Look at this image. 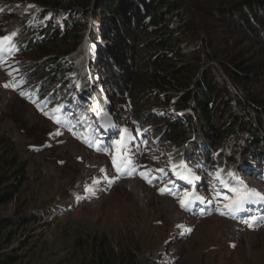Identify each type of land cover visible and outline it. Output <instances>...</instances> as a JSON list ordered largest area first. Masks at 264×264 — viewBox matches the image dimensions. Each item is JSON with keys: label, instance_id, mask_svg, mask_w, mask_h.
I'll return each mask as SVG.
<instances>
[{"label": "trees", "instance_id": "trees-1", "mask_svg": "<svg viewBox=\"0 0 264 264\" xmlns=\"http://www.w3.org/2000/svg\"><path fill=\"white\" fill-rule=\"evenodd\" d=\"M20 1L38 4L42 9L40 15L50 14L51 19L35 32L14 12L20 26H10L11 32L6 34L16 35L10 44L5 42L0 48V67L24 96L59 119L58 125L83 131L84 142L89 140L95 145L92 149L110 151L92 126L88 101L73 103L60 88L65 90L68 86L63 75L70 71L80 90L91 92L87 98L94 101L97 116L110 122L108 97L99 85L98 71L91 70L96 59L89 53L91 45L102 38L96 24H103V19L108 18L111 45L105 75L139 137L148 129L158 136L160 144L167 143L175 150L176 173L189 175L192 181L196 161L200 159L198 166L207 175L218 165V182H222V175L229 169H239L248 161L264 164V0ZM9 4L6 0L0 3V18L7 15L12 6ZM196 10L206 15L200 24L191 19ZM174 12H178L177 17L171 15ZM59 14L65 16L62 26L54 24ZM210 24L231 28L233 36H237L234 46L245 49L234 53L229 39L223 40L221 48L217 47L213 37L202 33ZM197 40L201 43L194 45ZM191 45L193 49L183 50ZM64 63H70L68 70L62 68ZM221 67L227 75L218 82L214 74ZM232 82L240 85L243 93H235ZM224 93L228 99L223 98ZM57 108L59 111H54ZM67 108L77 111L78 116L84 114L80 127L72 125ZM170 111L178 117L169 116ZM228 130H232L229 136ZM126 139L127 132L123 131L120 145L113 147L118 163L121 154L127 160L123 154ZM200 145H205L203 158L197 157ZM181 164L191 174L178 167ZM29 165L12 132H4L0 123V206L14 199L29 181ZM114 168L117 171L115 165ZM117 172L133 175L137 168L126 163ZM240 176L232 184L225 181L231 194L226 197H236L230 188L245 190L246 181L243 183ZM177 179L171 181L169 188L174 196L181 194L180 182L190 183L178 175ZM186 193L202 197L195 188ZM206 203L204 198L196 200L187 209ZM250 203L258 204L259 198L253 196L244 204ZM56 206L51 203L48 208L54 210ZM42 219L32 205L17 203L13 216L4 219L0 228V264H161L159 254L151 255L132 239L122 238L116 244L106 231L85 226L73 232L64 231L52 239L35 235L24 240L21 236L20 246H13L16 237ZM164 264L192 263L178 256L166 259Z\"/></svg>", "mask_w": 264, "mask_h": 264}, {"label": "rangeland", "instance_id": "rangeland-1", "mask_svg": "<svg viewBox=\"0 0 264 264\" xmlns=\"http://www.w3.org/2000/svg\"><path fill=\"white\" fill-rule=\"evenodd\" d=\"M6 1L12 6L8 7L7 15L0 18V34H10L12 25L15 28H17L15 25L20 26L15 22L17 17H14V12L25 19L28 29L34 27L35 32H38L46 26L49 15L41 16L42 9L38 4L20 0ZM177 13L171 15L177 17ZM63 16H58L55 22L63 25L65 17ZM74 16L82 18L79 14ZM191 19L200 24L206 19V15L203 11L196 10ZM107 20L108 18H105L103 24H96L102 38L99 43L91 45L89 53L96 59V65L91 70L98 71L99 85L103 88L106 98L108 97L109 104H113L108 106V110L114 120L115 130L111 129L113 127L111 125H105L104 129L102 118L95 113L94 101L87 98L91 92L80 90L70 71L63 75L68 86L66 85L65 90L60 88V91H65L66 97L71 98L73 103L78 100L88 101L90 121L98 126L108 145L114 143L115 139L119 140L120 128L127 129L125 130L127 146L123 149V154L136 166V175L132 177L118 175L113 165L116 151L111 148L108 152L100 153L88 147L83 139L85 135L83 131L60 126L51 115H45L47 111L24 96L7 76L4 68L0 67L1 127L4 132H12L23 157L30 163L31 174V178L23 184L15 198L10 202L4 201L0 206V228L4 225V219L13 216L17 203H20L32 205L35 211L42 214L43 219L30 226L23 235L16 237L14 247L20 246L21 236L24 240L35 235H44L46 239H52L59 237L58 235L64 231L73 232L78 227L85 226L106 231L116 244L122 238L132 239L150 251L151 255L159 254L161 264H164L166 259L170 261L178 256H183L192 264H264V218L246 209L255 207L252 205L241 208L240 211L242 217L246 215L256 217L257 222L253 227L245 223L247 220H236L232 217V211L225 208L229 200L223 201L226 199L225 195L229 194V189L223 182H218L217 176L220 177L221 169L217 164L207 175L202 167L198 166L199 159L195 165V180L190 183H179L182 195L174 196L168 191L171 181L178 180L173 168L175 150L167 143L160 144L158 136L155 137L148 129L144 130L142 138H145V141L141 142L134 133L128 112L118 104L114 88L105 75L106 49L110 50L111 45V41L108 40L111 34L106 27ZM202 33L213 37L215 45L219 48L222 47L224 39H229L234 53L245 49L234 46L233 42L237 36H233L229 27H216L215 24H210ZM39 35L37 34V37ZM195 43L194 45L200 44L201 40ZM194 45L183 50L193 49ZM62 68L68 70L70 63H64ZM217 71L214 77L219 80L218 82L221 78L225 80L227 71L222 67ZM60 80L62 82V77ZM63 83L64 81L61 84ZM6 84L9 86L5 87ZM232 86L235 93L237 91L243 93L239 89L240 85L232 82ZM225 95L226 93L222 94L223 98L228 99L224 97ZM67 111L72 125L80 127L82 120L85 119L84 114L78 116V112L71 108H67ZM168 115L172 118L178 117L172 111L168 112ZM57 132L60 135H55ZM231 133L232 130H228L226 135L229 136ZM260 134L263 136V132ZM199 147L197 157L203 158L202 150L205 149V145ZM212 156L216 157V154ZM245 166L248 169H245ZM262 168L264 164L248 161L239 169H229L222 177L232 184L242 175L240 177L243 183L246 181L243 188L246 186L249 190L264 194V179L260 175L264 171ZM161 169L163 171H160ZM140 173H147L151 183ZM229 173H234L235 178ZM133 183L142 191L138 192ZM89 187L93 189L92 192L87 191ZM194 187L198 193L205 195L206 200L213 202L208 213L201 215L197 212L198 207L192 210L181 207L179 198H183L184 194ZM161 189H166L163 194ZM218 193L223 195L220 196ZM51 203L57 205L54 210L48 208ZM208 205L200 204L199 208L206 209ZM258 209L264 215V204ZM221 212L226 214L221 215ZM59 214L63 216L57 217ZM178 225H182L183 228ZM184 229L191 231L187 232Z\"/></svg>", "mask_w": 264, "mask_h": 264}, {"label": "snow or ice", "instance_id": "snow-or-ice-1", "mask_svg": "<svg viewBox=\"0 0 264 264\" xmlns=\"http://www.w3.org/2000/svg\"><path fill=\"white\" fill-rule=\"evenodd\" d=\"M30 7H34V6H30ZM15 33H12L11 36H3L0 37V48L3 47V45L5 44V42H8L9 44L12 41V38L15 36ZM9 85H5V87H8ZM23 94V93H22ZM54 111H59V108L55 109ZM45 115H48V113H45ZM52 119L55 120V122L57 124L60 123V120L57 119L55 116L51 117ZM55 135H60L59 132L55 133ZM86 143L89 144L90 147L95 146L91 141L89 140H85ZM118 145H120V142H117ZM122 147V145H121ZM99 150V149H98ZM119 151V149H118ZM126 163H130V160H124L123 156L121 154V162L118 163L117 158L113 157V165L116 166L117 171H120L122 166ZM176 165L173 166L174 170L176 169ZM178 167L185 169V171H187L189 174H191V170L187 169V166L184 164L179 165ZM160 171H163L162 169ZM140 175L147 180L149 183H151V179L149 178L147 173H140ZM177 175L180 176L181 179H187L189 180V182H191L190 176L189 175H183L180 172H177ZM230 176H233V178H235V174L234 173H229ZM195 178V177H192ZM218 179H221L219 177V175L217 176ZM225 185V187H228L227 182L222 181ZM98 183V181H97ZM166 189H161V193L163 194L164 191ZM87 191L92 192L93 189L91 187H89L87 189ZM168 191L170 192L171 190L168 189ZM230 191H233L236 193V197L235 198H229V197H225L226 199L229 200V203L225 205V208H227L229 211L234 210L235 208L239 207L240 205H242L243 203L247 202L251 197L255 196V197H259L261 199H264V196H262L259 192H256L255 190H249L246 188L245 186V190H241V189H237V188H230ZM203 198L195 195V194H189V193H185L183 198H179V202L182 208H185V210H187L188 205L196 200H202ZM226 213L221 212V215H225ZM256 221V217H251L249 220L245 221V223L248 224L249 227H253L254 226V222ZM178 227L183 228L182 225H178ZM184 231L190 232L191 229H184ZM233 247H235V245H233Z\"/></svg>", "mask_w": 264, "mask_h": 264}, {"label": "bare ground", "instance_id": "bare-ground-1", "mask_svg": "<svg viewBox=\"0 0 264 264\" xmlns=\"http://www.w3.org/2000/svg\"><path fill=\"white\" fill-rule=\"evenodd\" d=\"M136 182V181H135ZM133 186H135L136 188H137V190H138V192L141 190V188L137 185V184H135V183H133ZM142 191V190H141ZM141 195V194H140ZM143 196V195H142ZM145 196V195H144Z\"/></svg>", "mask_w": 264, "mask_h": 264}]
</instances>
